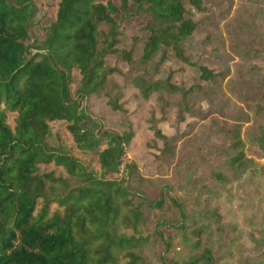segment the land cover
I'll return each instance as SVG.
<instances>
[{"label": "trees", "instance_id": "16d2710c", "mask_svg": "<svg viewBox=\"0 0 264 264\" xmlns=\"http://www.w3.org/2000/svg\"><path fill=\"white\" fill-rule=\"evenodd\" d=\"M189 7L203 12L207 3L0 0V264H151L142 249L158 245L162 256L180 234L190 250L165 264L220 263L207 242L211 220L220 216L187 213L165 187L151 198L139 195L154 209L170 203L182 221L176 232L149 225L126 185L137 172L122 158L133 132L107 130L88 108L114 74H124L108 56L143 70L125 80L145 99L179 94L186 103L195 89L225 78L221 67L203 61L206 53L197 60L187 53L196 30ZM132 23L147 33L137 58L133 48L119 46ZM263 82L254 88L255 107L247 105L254 120L221 127L224 159L210 171L217 184L243 177L256 157L264 158ZM122 89L108 101L114 109ZM259 169L264 173V164ZM258 254L254 259L264 261V251Z\"/></svg>", "mask_w": 264, "mask_h": 264}, {"label": "rangeland", "instance_id": "374dc122", "mask_svg": "<svg viewBox=\"0 0 264 264\" xmlns=\"http://www.w3.org/2000/svg\"><path fill=\"white\" fill-rule=\"evenodd\" d=\"M205 2L203 12L189 7L196 30L186 51L192 60H197L200 52L206 53L203 61L221 67L225 78L195 89L186 103L179 94L155 92L145 99L125 80L126 75L143 70L131 71L123 61L108 56L107 62L124 74H114L107 93L93 96L88 108L107 130L133 132L129 143L124 144L122 158L123 163L134 161L137 172L127 178L126 185L137 194L132 202L141 206L149 225L176 232L182 221L170 203L154 209L144 199L167 187L187 213L209 209L220 216L211 220L207 238L220 256L219 264H264L254 259L264 251V173L259 169L264 158L256 157L252 169L228 185L217 184L210 176L212 169L221 168L224 159L221 149L225 133L221 127L232 128L234 119L254 120L247 105L255 107L260 92L254 93V88L264 80V0ZM146 34L141 24H129L119 46L133 48L137 58ZM170 65L177 67L178 62ZM194 77L185 76L189 81ZM117 86H123V94L117 100L119 108L114 109L108 101L115 99ZM263 88L264 82L258 89ZM157 129L167 138L157 135ZM189 250V243L180 234L177 246L162 256L158 245L144 247L142 252L151 264H165L170 257L179 260L187 256ZM162 257L166 258L164 263Z\"/></svg>", "mask_w": 264, "mask_h": 264}]
</instances>
